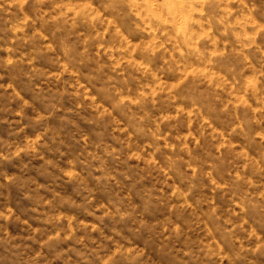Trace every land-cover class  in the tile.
<instances>
[{
	"label": "rangeland",
	"instance_id": "obj_1",
	"mask_svg": "<svg viewBox=\"0 0 264 264\" xmlns=\"http://www.w3.org/2000/svg\"><path fill=\"white\" fill-rule=\"evenodd\" d=\"M0 264H264V0H0Z\"/></svg>",
	"mask_w": 264,
	"mask_h": 264
}]
</instances>
